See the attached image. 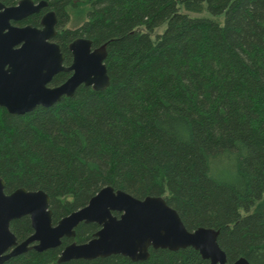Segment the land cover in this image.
<instances>
[{
	"label": "trees",
	"instance_id": "trees-1",
	"mask_svg": "<svg viewBox=\"0 0 264 264\" xmlns=\"http://www.w3.org/2000/svg\"><path fill=\"white\" fill-rule=\"evenodd\" d=\"M45 1L14 24L40 27L53 10L63 64H71V41L86 37L106 49L109 84L81 85L25 114L0 106L4 191L47 193L53 224L104 186L138 199L161 196L188 230L215 229L228 262L264 264V0ZM70 74L57 73L49 85ZM98 229L80 223L60 246L1 264H209L192 247L149 248L142 261L118 254L59 261L64 246ZM10 230L18 242L33 232L28 216Z\"/></svg>",
	"mask_w": 264,
	"mask_h": 264
},
{
	"label": "water",
	"instance_id": "water-1",
	"mask_svg": "<svg viewBox=\"0 0 264 264\" xmlns=\"http://www.w3.org/2000/svg\"><path fill=\"white\" fill-rule=\"evenodd\" d=\"M46 6L45 0H19L11 6L0 2V106L12 114H25L37 106L50 107L63 96L71 97L81 85L101 91L109 84L104 64L106 49L93 48L86 37L71 41V64H63L61 47L53 41L57 32L53 10L42 15L40 27L14 24ZM59 72L71 74L63 83L50 86ZM4 188L0 177V264L28 249L42 252L60 246L62 238L74 237L80 223H96L99 229L87 242L64 246L60 262L116 254L142 261L149 257V248L176 251L192 247L209 264H250L245 257L228 262L215 229L199 226L188 230L161 196L138 199L104 186L85 206L53 224L47 193L23 187L6 193ZM23 216L29 217L33 232L18 242L10 222Z\"/></svg>",
	"mask_w": 264,
	"mask_h": 264
},
{
	"label": "rangeland",
	"instance_id": "rangeland-1",
	"mask_svg": "<svg viewBox=\"0 0 264 264\" xmlns=\"http://www.w3.org/2000/svg\"><path fill=\"white\" fill-rule=\"evenodd\" d=\"M200 15L207 16V15H209V14H208V12H205V13H203V14H199V16H200ZM64 27H66V28H72L73 26H72V24L69 22L68 24H65ZM163 29H164V26H161V27H159V28L156 30V32H161Z\"/></svg>",
	"mask_w": 264,
	"mask_h": 264
},
{
	"label": "flooded vegetation",
	"instance_id": "flooded-vegetation-1",
	"mask_svg": "<svg viewBox=\"0 0 264 264\" xmlns=\"http://www.w3.org/2000/svg\"><path fill=\"white\" fill-rule=\"evenodd\" d=\"M44 13H45V12H44ZM44 13H43V14H44Z\"/></svg>",
	"mask_w": 264,
	"mask_h": 264
}]
</instances>
